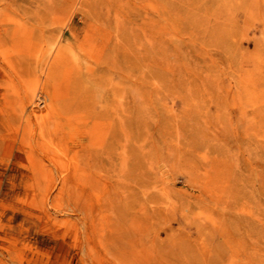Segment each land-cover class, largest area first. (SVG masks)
Listing matches in <instances>:
<instances>
[{
  "label": "rangeland",
  "instance_id": "rangeland-1",
  "mask_svg": "<svg viewBox=\"0 0 264 264\" xmlns=\"http://www.w3.org/2000/svg\"><path fill=\"white\" fill-rule=\"evenodd\" d=\"M0 264H264V0H0Z\"/></svg>",
  "mask_w": 264,
  "mask_h": 264
}]
</instances>
